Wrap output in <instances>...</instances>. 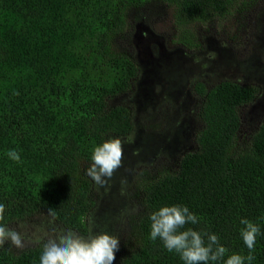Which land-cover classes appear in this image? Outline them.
Listing matches in <instances>:
<instances>
[{"label": "trees", "instance_id": "trees-1", "mask_svg": "<svg viewBox=\"0 0 264 264\" xmlns=\"http://www.w3.org/2000/svg\"><path fill=\"white\" fill-rule=\"evenodd\" d=\"M240 2L0 0V226L43 215L63 230L93 233L90 219L110 192L86 175L94 148L135 128L125 98L140 67L120 41L130 14L167 6L175 41L195 50L201 44L198 28L241 12ZM193 89L202 97L193 148L171 168L129 177L128 190L137 188L140 197L127 217L134 239L125 237L117 264H185L159 237L150 238V214L173 205L186 206L198 219L181 231H198L205 244L215 234L226 248L208 264H224L232 254L244 257V264H264V118L249 138L241 137V108L256 100L259 88L224 79L210 87L196 82ZM12 150L19 162L8 156ZM242 219L260 229L251 260ZM44 244H4L0 264H40Z\"/></svg>", "mask_w": 264, "mask_h": 264}, {"label": "rangeland", "instance_id": "rangeland-1", "mask_svg": "<svg viewBox=\"0 0 264 264\" xmlns=\"http://www.w3.org/2000/svg\"><path fill=\"white\" fill-rule=\"evenodd\" d=\"M240 6L241 12L200 26L201 44L195 50L175 41L176 25L167 6L157 5L129 16L120 41L123 51L140 67L125 98L134 110L135 128L129 136L118 137L123 142L122 165L110 179L105 178L110 192L101 191L106 199L90 219L93 234L107 231L119 237L113 264L124 249L125 237L134 239V224L127 217L136 211L140 193L137 188L128 190L132 184L126 186L131 173L133 177L134 171L154 175L171 168L183 151L193 148L192 140L201 126L202 102L194 83L201 81L210 87L231 79L259 88L256 100L241 108V137L249 138L264 118V0H241ZM95 196H99L97 191ZM40 216L11 227L21 234L22 248L40 240L46 243L50 236L68 231ZM9 243L5 244L12 246Z\"/></svg>", "mask_w": 264, "mask_h": 264}, {"label": "clouds", "instance_id": "clouds-1", "mask_svg": "<svg viewBox=\"0 0 264 264\" xmlns=\"http://www.w3.org/2000/svg\"><path fill=\"white\" fill-rule=\"evenodd\" d=\"M8 156L19 162V154L12 150ZM123 160V142L120 138H110L101 145L96 146L92 155V163L86 170V175L93 181L103 186L106 179H110L115 171L121 167ZM5 206L0 204V220L3 219ZM50 215L54 218V213ZM150 238L158 237L163 241L169 251L180 254L185 264H208L209 261L220 260L226 253V248L219 244L215 234L208 235L205 244L201 234L192 229H183L188 223L196 224L197 217L186 206H163L158 211L150 214ZM241 236L244 244L250 250L248 260L254 257V249L259 227L253 222L242 219ZM8 241L16 248L24 247L21 234L14 229L0 226V246ZM215 246V247H214ZM119 248V237L107 231L90 233L87 238L73 230H68L50 236L44 244L40 257V264H113L115 252ZM224 264H244V257L239 254L230 255Z\"/></svg>", "mask_w": 264, "mask_h": 264}]
</instances>
